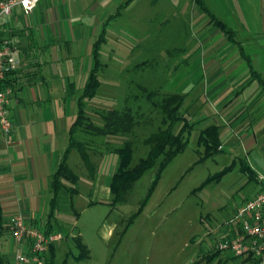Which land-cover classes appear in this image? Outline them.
I'll return each instance as SVG.
<instances>
[{"label":"crops","instance_id":"1","mask_svg":"<svg viewBox=\"0 0 264 264\" xmlns=\"http://www.w3.org/2000/svg\"><path fill=\"white\" fill-rule=\"evenodd\" d=\"M203 1L232 29L234 41L210 23L195 0H38L29 14L13 8L0 25V40L16 39L20 55L19 67L10 75L13 128L6 138L0 133V211L4 220L20 213L29 222L45 226L51 175L69 144L78 97L93 67L99 34L103 32L101 60L103 45L108 47L107 53H125L124 37L131 36L130 31H141L133 39L134 47L128 49L130 54L141 56L139 63L154 54L153 41L146 38L148 32L159 30L167 20H172V45L167 53L177 55L172 67L177 80L170 89L184 94L181 110L185 115L194 108L193 115L184 117L194 123L196 144L200 146L198 137L204 127L217 126L221 147L210 157L226 153L229 161L220 169L230 165L227 172L238 169L241 186L253 184L249 188L253 192L245 200L261 189L264 0ZM250 65L257 76L251 73ZM113 171L108 169L110 179ZM103 189V194H111L110 180ZM54 222L52 219L53 228ZM111 231L108 227L107 235ZM1 238L2 244L13 246L8 236ZM56 250L55 244V257ZM2 253L11 258V254Z\"/></svg>","mask_w":264,"mask_h":264},{"label":"rangeland","instance_id":"2","mask_svg":"<svg viewBox=\"0 0 264 264\" xmlns=\"http://www.w3.org/2000/svg\"><path fill=\"white\" fill-rule=\"evenodd\" d=\"M171 23L172 20H167L161 23L159 30L148 32L146 38L153 41L154 54L146 61H143L144 57L137 63L141 56L128 51L134 47L133 39L141 35V31H130L131 36L124 37L128 46L122 47L125 53L116 50L115 55L110 54L105 52L108 47L102 46L101 84L95 96L85 99V112L93 123L102 124L103 120L96 111L128 106L134 111L136 123L128 135L99 136L81 128L74 132L75 138L88 146L94 177L91 178L92 174L73 147L68 164L79 177V192L71 197V205L68 197L66 203L54 211V230L62 232L64 237L54 243L57 253L53 264L252 262L246 256L237 257L228 251L218 250L215 245L220 240L218 233L227 227L245 198L251 196L253 189L249 188L253 184L241 186L243 182L239 180L238 169L203 184L207 178L221 171L229 159L226 153L219 152L214 157L197 161L201 155L197 149L201 150V147L196 144V129L190 134L185 149L165 166L144 205L141 206V202L157 169L156 164L133 182L125 199L113 202L111 194H103V188L108 187L110 180L108 169H116L118 162V156L112 149L128 139L132 147L130 166H133L148 150L143 140L161 125V114L152 108L146 92L158 89L160 92L154 94L152 100L158 99L160 94L173 91L170 88L177 80L173 78L172 71L177 55L167 53L172 45ZM183 29L182 26L181 40ZM117 48H121L120 45ZM179 64L184 66V62ZM193 92H197L196 87ZM193 111L188 110L186 115L185 111L182 113L191 116ZM180 126L178 122L174 131L177 132ZM64 183L69 185L66 181ZM108 227L112 228L110 235L106 233ZM5 236H8L7 231L2 237ZM78 236L87 249V256L81 258H76L81 251L74 238ZM2 242L1 238V251L12 254L14 243L10 247ZM205 253H209V259H203L207 257Z\"/></svg>","mask_w":264,"mask_h":264},{"label":"trees","instance_id":"3","mask_svg":"<svg viewBox=\"0 0 264 264\" xmlns=\"http://www.w3.org/2000/svg\"><path fill=\"white\" fill-rule=\"evenodd\" d=\"M195 1L200 4L202 10L209 17L210 23L217 26L227 36L228 39L234 41L235 38L232 29H230L222 19L217 17L206 6L203 0ZM102 41L103 32L99 34L94 44L93 67L90 69L83 87V91L78 97V110L71 125L69 144L63 154L59 165L51 175V198L49 201L50 211L48 213L44 226L46 231L54 230L51 223L52 219L55 220L54 211L59 209L61 205H63L62 203H66V198L68 197L71 205V197L79 192V177L76 173H74L73 170L70 169L68 164V155L73 147L79 152L80 157L85 163L89 173H91L92 175L94 174V166L90 162L89 154L87 153L86 147L88 146L82 143V141L77 140L75 138L74 132L81 128L82 130L84 129L91 134L99 136H119L124 134L128 135V132L136 123V116L134 114V111L128 106L122 109L111 108L96 111V113L100 115L103 120L102 124L93 123L85 112V99H89L95 96L100 86L98 73L102 68V62L100 60L99 53ZM250 69L253 76H257L256 71L252 68L251 65ZM159 92L160 91L158 89L147 90L146 92V97L151 100L150 103L152 108L158 110L159 114H161V125L143 140L144 144L148 146V150L145 156L141 157L135 165L130 166L132 160V147L131 142L128 139L124 140L121 145L112 149V152L116 153L118 156L116 169H114L110 179V191L112 194L113 202L125 199L126 193L132 187L133 182L137 178H139L148 168L156 164L157 169L155 170L147 194L141 202V206L144 205L147 197H149L152 193L153 188L161 175V172L178 153L182 152L185 149L188 138L194 129V123L188 121L184 117V114L181 110L184 101V94L166 92L160 94V97L158 99L152 100L153 95L158 94ZM178 122L181 123V126L178 131L175 132L174 127ZM198 144L203 149L201 152V156L197 161L212 156L218 150V146L220 145L217 126L208 125L204 127L200 131ZM230 167L231 166L229 165L221 171L216 172L215 174L207 178V180H205L203 184L208 181L220 178L223 174L230 170ZM64 181L68 182L69 185L64 183ZM132 216L133 215H131L130 218H132ZM6 224L7 218L4 220L3 215L0 211V239L7 231ZM74 238H76L81 250L80 253L76 255V258L87 256V249L85 245L79 241V236ZM208 255L209 253H205V256L207 257H203V259H209ZM54 257L55 245L52 244L44 257L45 264H53ZM230 257L233 258L231 255ZM246 257L251 259V264H256V261L251 256L246 255ZM6 262L7 258L0 249V264H5Z\"/></svg>","mask_w":264,"mask_h":264},{"label":"built area","instance_id":"4","mask_svg":"<svg viewBox=\"0 0 264 264\" xmlns=\"http://www.w3.org/2000/svg\"><path fill=\"white\" fill-rule=\"evenodd\" d=\"M38 0H0V25L10 16L13 8L20 7L29 14ZM20 55L16 39L0 40V133L6 138L13 128L9 103L13 95L10 75L19 67ZM221 145L218 146L220 148ZM260 179L264 177L260 174ZM8 236L14 243L7 264H45L49 247L63 238L59 230L46 231L42 225L26 220L20 213L7 217ZM216 248L234 256H251L256 264H264V184L252 197L238 206L227 227L218 233Z\"/></svg>","mask_w":264,"mask_h":264}]
</instances>
